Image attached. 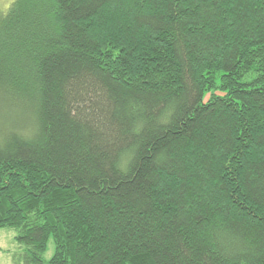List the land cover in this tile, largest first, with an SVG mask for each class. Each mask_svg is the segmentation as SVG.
<instances>
[{"label": "trees", "instance_id": "trees-1", "mask_svg": "<svg viewBox=\"0 0 264 264\" xmlns=\"http://www.w3.org/2000/svg\"><path fill=\"white\" fill-rule=\"evenodd\" d=\"M4 228L26 264H264V0H14Z\"/></svg>", "mask_w": 264, "mask_h": 264}, {"label": "rangeland", "instance_id": "rangeland-1", "mask_svg": "<svg viewBox=\"0 0 264 264\" xmlns=\"http://www.w3.org/2000/svg\"><path fill=\"white\" fill-rule=\"evenodd\" d=\"M14 0H0V15L5 13ZM17 231L11 228L0 229V264H26V247L17 242ZM55 252L53 240H50L43 259L50 261Z\"/></svg>", "mask_w": 264, "mask_h": 264}]
</instances>
